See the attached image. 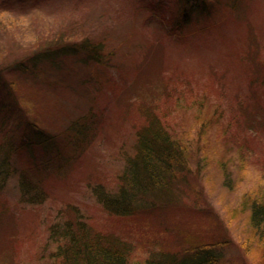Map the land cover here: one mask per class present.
Masks as SVG:
<instances>
[{
	"label": "rangeland",
	"instance_id": "374dc122",
	"mask_svg": "<svg viewBox=\"0 0 264 264\" xmlns=\"http://www.w3.org/2000/svg\"><path fill=\"white\" fill-rule=\"evenodd\" d=\"M210 1L208 14L187 2L182 27V0H0V90L12 82L5 99L23 109L8 131L28 137L33 123L55 138L16 155L43 202L20 201L18 176L0 184V253L13 246L19 264L53 263L49 227L74 208L128 243L129 264L206 245L216 264H264L250 221L264 202V0ZM83 39L103 46L105 65L66 56L33 74L10 68ZM147 108L183 147L187 170L159 201L114 216L89 186L116 187Z\"/></svg>",
	"mask_w": 264,
	"mask_h": 264
},
{
	"label": "trees",
	"instance_id": "16d2710c",
	"mask_svg": "<svg viewBox=\"0 0 264 264\" xmlns=\"http://www.w3.org/2000/svg\"><path fill=\"white\" fill-rule=\"evenodd\" d=\"M182 1L185 12L181 15L182 22L179 24L183 27L190 22L187 21L189 17L186 15V6L191 0ZM197 2L198 6L201 5L200 11L208 14L211 1L194 0L195 4ZM189 9L195 10L192 5ZM102 50L103 46L100 43L83 39L79 45L62 44L50 50L37 51L28 58L29 65L22 61L10 68L19 73L33 74V70L40 71L37 64L42 62H49L59 68L62 65V57L66 56L77 57L83 64L93 62L105 65L106 58L102 57L104 55ZM4 71L1 67L0 74ZM9 85L10 82L6 86L3 84L0 90V184L5 185L14 176L20 177V201L38 204L46 199L44 187L39 181L27 178L26 173L29 170L26 167L17 166L16 155L24 151L31 155L35 146L54 144L55 138L41 131L33 123L28 124L33 133L28 137L23 133V128L17 136L8 131V121L15 118L14 114L20 118L19 111L23 110L20 106L15 110L13 104L7 102V98L5 99L11 95L7 89ZM10 88L12 91V82ZM149 109L142 112L146 122L144 124L147 125L137 129L134 156L126 160L117 178L116 187L105 189L100 184L89 186L97 203L114 216L133 215L146 208L149 200L155 201L157 196L171 193L177 181L181 179L182 173L187 170L183 147L173 139L158 117L148 111ZM33 129H38L37 135ZM66 210H71L72 213L59 217L48 230L49 238L56 243L55 250L50 254V258L53 259L51 264H129L130 246L126 241L113 234L95 231L77 209L67 208ZM250 221L255 229L262 232L263 238L264 202L252 203ZM13 248V246L10 247V252L3 250L0 253V264H19L14 261ZM215 252L213 246L209 245L178 255L163 252L149 255L144 264H216L219 255Z\"/></svg>",
	"mask_w": 264,
	"mask_h": 264
}]
</instances>
